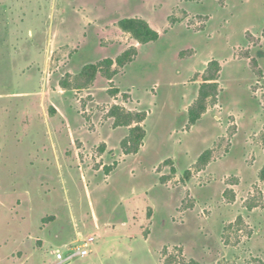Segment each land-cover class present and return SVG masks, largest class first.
<instances>
[{
  "label": "rangeland",
  "instance_id": "rangeland-1",
  "mask_svg": "<svg viewBox=\"0 0 264 264\" xmlns=\"http://www.w3.org/2000/svg\"><path fill=\"white\" fill-rule=\"evenodd\" d=\"M129 49L112 78L79 76ZM213 59L222 90L191 129ZM116 104L147 112L136 154ZM263 165L264 0H0V264H55L79 231L94 244L68 264H264Z\"/></svg>",
  "mask_w": 264,
  "mask_h": 264
},
{
  "label": "trees",
  "instance_id": "trees-1",
  "mask_svg": "<svg viewBox=\"0 0 264 264\" xmlns=\"http://www.w3.org/2000/svg\"><path fill=\"white\" fill-rule=\"evenodd\" d=\"M119 26L124 31L129 32L133 38L142 44L157 41L160 38L159 31L154 29L150 23L143 18L125 17L119 21ZM134 56H136V51H134V49H129L121 53L116 59L105 58L98 63H88L82 68L79 76L87 79V82H90L96 78L102 68H106L107 75L112 78L117 74L115 69L114 71L112 70L115 63H117L120 67H124L127 63L134 59ZM221 71L222 64L219 60L213 59L208 63L203 73L204 83H202L200 86L198 98L188 107L189 128L195 125L202 115L207 112L206 100L209 97L218 99L222 90L221 84L219 82ZM111 92L117 94L119 89H115ZM110 116L114 117L115 119V127L131 126L133 122L136 123L131 127L129 136L122 140L121 146L125 154L138 153L143 146L145 137L147 135V130L143 125V122L147 119V112L131 111L126 109L124 106L116 104L112 107ZM212 152V149H207L204 151L200 155L198 163L207 165L211 160ZM106 171L109 172L111 169L107 167ZM172 171L174 173L176 172V168L174 166H172ZM191 174V170H187L184 175L185 177L190 178ZM259 178L264 181V165L260 170ZM242 218V216H239L238 222L241 221ZM192 264L198 263L196 261H192Z\"/></svg>",
  "mask_w": 264,
  "mask_h": 264
},
{
  "label": "built area",
  "instance_id": "built-area-1",
  "mask_svg": "<svg viewBox=\"0 0 264 264\" xmlns=\"http://www.w3.org/2000/svg\"><path fill=\"white\" fill-rule=\"evenodd\" d=\"M79 240L82 241L81 248H74L71 246L65 251L62 249H56L54 253L56 254L57 262L55 264H63L67 261L73 260L77 256L88 255L90 253L89 247L94 243V235L89 237L81 235Z\"/></svg>",
  "mask_w": 264,
  "mask_h": 264
},
{
  "label": "crops",
  "instance_id": "crops-1",
  "mask_svg": "<svg viewBox=\"0 0 264 264\" xmlns=\"http://www.w3.org/2000/svg\"><path fill=\"white\" fill-rule=\"evenodd\" d=\"M206 114H208V111L207 112H205L203 115H202V117L197 121V123L201 120V119H203L204 118V116L206 115ZM197 123L195 124V125H193L192 127H191V129H193L196 125H197ZM190 129V130H191ZM141 150V149H140ZM83 180L85 181V178H84V176H83ZM85 191H86V194H87V199H88V202H89V211H90V213H91V215H92V220H93V229H97V228H99L100 227V223H99V218H98V215H97V211H96V208H95V206H94V203H93V200L91 199V197L89 196V192H88V190H87V188L85 189ZM81 235L82 236H86L84 233H82V232H80L79 231V233H78V235H77V237H76V240L78 241L79 240V238L81 237ZM94 244V243H93ZM56 249H60V248H56ZM55 249V250H56ZM54 250V251H55ZM90 254V253H89ZM88 254V255H89ZM87 256V255H86ZM71 262H72V260H71Z\"/></svg>",
  "mask_w": 264,
  "mask_h": 264
},
{
  "label": "water",
  "instance_id": "water-1",
  "mask_svg": "<svg viewBox=\"0 0 264 264\" xmlns=\"http://www.w3.org/2000/svg\"><path fill=\"white\" fill-rule=\"evenodd\" d=\"M68 263H71V261H67L66 263H64V264H68Z\"/></svg>",
  "mask_w": 264,
  "mask_h": 264
}]
</instances>
